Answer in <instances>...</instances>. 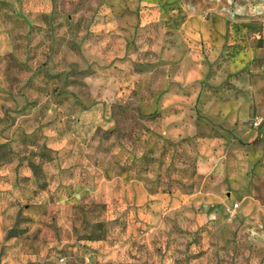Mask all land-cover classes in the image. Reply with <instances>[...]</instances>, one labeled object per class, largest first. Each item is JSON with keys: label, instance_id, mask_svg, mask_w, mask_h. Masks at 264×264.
<instances>
[{"label": "rangeland", "instance_id": "374dc122", "mask_svg": "<svg viewBox=\"0 0 264 264\" xmlns=\"http://www.w3.org/2000/svg\"><path fill=\"white\" fill-rule=\"evenodd\" d=\"M161 2L0 0V264H264V162L255 198L227 188L264 153V51L237 70L264 0Z\"/></svg>", "mask_w": 264, "mask_h": 264}, {"label": "crops", "instance_id": "0c3cea01", "mask_svg": "<svg viewBox=\"0 0 264 264\" xmlns=\"http://www.w3.org/2000/svg\"><path fill=\"white\" fill-rule=\"evenodd\" d=\"M167 2V3H166ZM168 5H172V8L175 7L178 11L179 9V2L178 0H164L161 2V6L164 9ZM175 12V11H174ZM190 42L195 41L196 38L205 42V39L211 41V44H215L218 46H231L233 43H236V37L233 36L234 33V24L236 21H231L229 19H225L223 17H218L215 19H207L206 17H201L199 15L190 14ZM188 21V20H187ZM189 22V21H188ZM243 29H251L255 33H258V36H261L264 39V20H259L258 22L251 23L250 25H243L241 26ZM235 41V42H234ZM264 50L258 49H250L247 50L245 53H242V58L244 61L237 62L240 66L237 70L242 71L248 65L253 63L256 59L260 57ZM237 58H238V54ZM248 64V65H247ZM247 65V66H246ZM254 72V68L253 71ZM256 78V77H255ZM257 82L252 79L253 83L250 86L251 92L250 96L252 98L251 103L257 106V112L260 114L261 117L264 118V90L263 84L259 82V79L256 78ZM245 99V96L242 95V98ZM239 102V100H235ZM243 101V100H242ZM245 138H249L251 140L263 138L264 135L258 136L257 133H252L246 131L243 132ZM220 150V146H200V160H199V173L202 175L208 174L212 172L214 169V165L211 164L212 162H208L205 157L206 148L209 150L215 151V148ZM245 148H241L240 157L246 159L247 171L249 176H240L235 179L234 182H230V185L227 188L233 189L236 196L240 197L241 199L247 200L252 199L257 196L259 185L262 181L259 178V173L262 172V163L264 162V153L261 151L251 150L250 152L244 150ZM214 161L217 158L213 155ZM212 165V166H211ZM264 178V177H263ZM262 178V180H264Z\"/></svg>", "mask_w": 264, "mask_h": 264}, {"label": "built area", "instance_id": "2783aa9c", "mask_svg": "<svg viewBox=\"0 0 264 264\" xmlns=\"http://www.w3.org/2000/svg\"><path fill=\"white\" fill-rule=\"evenodd\" d=\"M256 127H259L261 125V122H256L255 123ZM239 208V204H235L234 207L232 208V211H235Z\"/></svg>", "mask_w": 264, "mask_h": 264}]
</instances>
